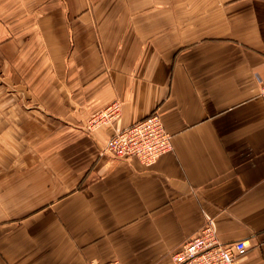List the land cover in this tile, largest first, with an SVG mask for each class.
I'll use <instances>...</instances> for the list:
<instances>
[{
    "label": "crops",
    "instance_id": "0c3cea01",
    "mask_svg": "<svg viewBox=\"0 0 264 264\" xmlns=\"http://www.w3.org/2000/svg\"><path fill=\"white\" fill-rule=\"evenodd\" d=\"M263 81L264 0H0V264H170L208 218L264 264ZM153 112L172 150L100 153Z\"/></svg>",
    "mask_w": 264,
    "mask_h": 264
},
{
    "label": "built area",
    "instance_id": "2783aa9c",
    "mask_svg": "<svg viewBox=\"0 0 264 264\" xmlns=\"http://www.w3.org/2000/svg\"><path fill=\"white\" fill-rule=\"evenodd\" d=\"M259 93L264 103V81L260 84ZM99 115V119L103 122L118 119L120 104L114 101ZM103 150L115 157L133 156L149 165L162 153L172 150L171 134L164 129L159 115L153 112L144 119L113 133L106 140ZM246 249L244 240L219 242L212 222L208 218L198 234L187 239L180 249L172 254L170 264H235L237 258L243 255ZM86 264H120V262L88 261Z\"/></svg>",
    "mask_w": 264,
    "mask_h": 264
},
{
    "label": "rangeland",
    "instance_id": "374dc122",
    "mask_svg": "<svg viewBox=\"0 0 264 264\" xmlns=\"http://www.w3.org/2000/svg\"><path fill=\"white\" fill-rule=\"evenodd\" d=\"M259 94H260V93H259ZM260 97H261V96H260ZM115 101H116V100H115ZM113 102H114V101H113ZM113 102H111L110 104H112ZM116 102H118V103L120 104L119 101H116ZM110 104H108V105H110ZM108 105H107V106H108ZM107 106H106V107H107ZM106 107H105V108H106ZM120 107H121V106H120ZM105 108H104V109H105ZM104 109H103V110H104ZM103 110H102V111H99V112H97V113H95V114H93V116H92L91 119H90V123H91L92 125H96V124H99V123H102V122H103V121H101V119H99V117H100L99 114H100L101 112H103ZM97 115H98V116H97ZM119 116H120V115H119ZM115 121H117V119H115V120H113V119L108 120L109 123H114ZM128 126H129V125H128ZM126 127H127V126H126ZM124 128H125V127H124ZM121 129H123V128H121ZM121 129H119V130L117 129V130L113 131V133H115L116 131H120ZM113 133H112V134H113ZM168 133H169V132H168ZM112 134H111V135H112ZM111 135H110V136H111ZM110 136H109V137H110ZM109 137H108V138H109ZM171 137H172V136H171ZM108 138H107V139H108ZM107 139H106V140H107ZM106 140L104 141V144H103V146H102L101 149H100V153H101V154H107V155H109V156H111V157H113V158L122 159L121 157H115V156L110 155V154L107 153V152H104L103 148H104V145H105ZM162 154H163V153H162ZM159 156H160V155H159ZM159 156H158V157H159ZM131 157H133V156H131ZM158 157H157V158H158ZM126 158H128V157H126ZM157 158H156V159H157ZM123 159H125V158H123ZM137 159H138V158H137ZM139 161L141 162L140 159H139ZM155 161H156V160H155ZM155 161H154V162H155ZM154 162H153V163H154ZM143 164H144V163H143ZM151 164H152V163H151ZM149 165H150V164H149ZM90 261H93V260H90ZM87 262H88V261H87ZM120 264H121V263H120Z\"/></svg>",
    "mask_w": 264,
    "mask_h": 264
}]
</instances>
